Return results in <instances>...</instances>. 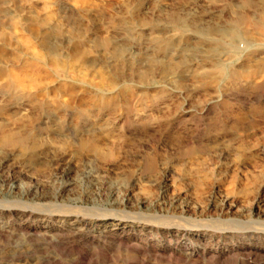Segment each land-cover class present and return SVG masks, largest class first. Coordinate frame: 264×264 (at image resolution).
<instances>
[{"label":"rangeland","instance_id":"rangeland-1","mask_svg":"<svg viewBox=\"0 0 264 264\" xmlns=\"http://www.w3.org/2000/svg\"><path fill=\"white\" fill-rule=\"evenodd\" d=\"M0 264H264V0H0Z\"/></svg>","mask_w":264,"mask_h":264},{"label":"bare ground","instance_id":"bare-ground-1","mask_svg":"<svg viewBox=\"0 0 264 264\" xmlns=\"http://www.w3.org/2000/svg\"><path fill=\"white\" fill-rule=\"evenodd\" d=\"M125 108V107H124ZM80 142H82V141H80ZM32 144V143H31ZM25 146H27L26 145V142H25ZM93 150H96L93 146L91 147ZM87 151V150H86ZM95 153V152H94ZM24 154V153H23ZM96 154V153H95ZM106 222H108V221H106ZM115 222V220H112V222H110L109 223V225H111V226H114V227H116V226H119V223H114ZM105 224V223H104Z\"/></svg>","mask_w":264,"mask_h":264}]
</instances>
